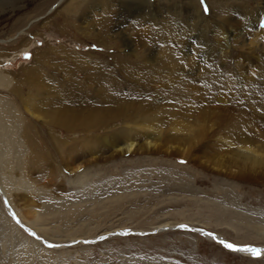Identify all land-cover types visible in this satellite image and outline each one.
<instances>
[{"label":"rangeland","instance_id":"1","mask_svg":"<svg viewBox=\"0 0 264 264\" xmlns=\"http://www.w3.org/2000/svg\"><path fill=\"white\" fill-rule=\"evenodd\" d=\"M109 1L113 13L93 6L92 0L0 5L6 10L0 12V264H264V256L234 251L208 235H221L237 246H264V163L253 164L236 150L253 147L264 155V110L250 113L249 106L244 118L239 112L187 110L199 102L176 96L173 89L179 84L155 74L150 60L140 62L144 83L125 77L120 70L124 61L137 64L131 50L99 41L114 27L111 21L108 27L100 23L103 17L119 14L116 20H126L114 13L120 0ZM206 2L201 5L209 15ZM167 4L169 19L173 0ZM72 5L79 10L68 11ZM186 15L181 6L178 21L185 24ZM127 21V33L133 34L142 23L140 16ZM259 28L264 30V23ZM257 32L248 38L254 40L252 46L257 40L264 45V33ZM75 59L98 64L106 76L116 71L113 83L123 88L119 99L103 101L89 82L75 88L68 79L70 68L75 84L85 80ZM34 67L40 68L41 78L29 75ZM181 75L184 83L204 90V81H196L194 74ZM251 84L264 96L263 74H256ZM236 99L245 103L244 95ZM70 108L78 115L57 122L60 112ZM95 109L101 117L91 114ZM116 113L113 121L93 125ZM153 119L159 141L138 149L143 133L132 125ZM91 121L90 128L83 126ZM126 133L136 137L135 149L120 152L113 145H123L117 138ZM17 215L37 234L25 229ZM165 222L175 227L154 228ZM102 233L109 236L101 238Z\"/></svg>","mask_w":264,"mask_h":264},{"label":"bare ground","instance_id":"2","mask_svg":"<svg viewBox=\"0 0 264 264\" xmlns=\"http://www.w3.org/2000/svg\"><path fill=\"white\" fill-rule=\"evenodd\" d=\"M10 1L11 0H6V1L0 0V5L4 2L10 3ZM201 1L203 0H184L180 3V1L178 2L176 0H173L174 15L172 17L169 16L170 18L166 19L165 14L167 12L166 9L168 7L167 4L168 0H154V2L151 0H120L121 2L120 6L121 5L122 6L119 8L118 11H115L114 13L116 15L117 14L116 12H121L120 13L121 17H124L126 20L123 23H120L119 19L116 20L117 19L116 17H118L119 14L118 16L113 18L103 17L104 21L100 23H103V25L108 27L110 25L109 22L111 21L110 23L114 27L109 28V35L106 32L107 33L106 35H108L107 37L110 38L107 39V37L104 35V38L103 39L99 38V41L100 43L102 42V44L106 43L105 45H103L106 47H110L107 46V44H114L116 48H120V45L123 44L126 46V48L131 50L129 55L136 59V61L135 59L133 60L137 64L130 65L128 63V60L127 61L123 60L125 67L122 66V68H120L122 74L125 77L129 78L131 81L135 80L136 82L144 83L142 74L138 72L140 69L143 71L142 69L143 65H140V62H142L143 59H145V62L146 60L154 61L155 74L173 80L176 83V85L179 84V86H175V87L173 86L174 87L173 93H176V96L182 93L185 95L186 98L187 97L189 99L195 98L200 104L194 107V105L190 103L189 106L187 107L185 106L186 108L183 107V109H179V111L181 110L185 111L184 108L185 109L188 108L187 110L196 109L197 112L202 114L209 111L213 112L215 110L224 111L227 113L239 112L240 113L239 116H242L243 118H244L243 116L244 114H249L247 110L249 106L251 107L250 113L262 112L261 109L264 110V96H262L263 92L259 91L258 87L256 88L251 83H253L256 74L258 76L263 74L264 76V59H263L264 51L262 52L257 51V49L263 50L264 45H262V43L257 40L256 42L257 45L252 46L254 40L252 39L250 40V42H248V38L249 37L252 38L255 35V33H258L257 31L264 33V30L262 28H259L260 30L257 29V26L259 24L264 23V0H206L207 2H209L210 5V13H208L209 15L204 14ZM92 2L94 3L93 6L103 5L104 6L103 9L107 13H110L113 10L111 8V4L109 0H92ZM73 5L71 7L72 10H68V11L75 12L79 10L77 5H76L77 7H73ZM181 6L185 9L187 13L185 24L178 21L180 16ZM4 10L5 9L2 8V6H0V12ZM144 12L146 13L143 15ZM67 14L68 13H66V17L70 18L71 16L69 17V15ZM137 16L138 17L140 16L142 20V23H140V27L136 30L134 34L131 33L132 31L130 33L128 31L127 33L126 26L130 25V21L127 20L130 18L136 19ZM146 22H150L152 23V25L153 23H155V26L153 25V27L156 28L152 29L151 28L152 25L151 26L147 25L150 23L145 24ZM116 39H118L119 41L118 40L115 41ZM134 41H136V43L138 44L139 49H143L142 53L140 50H138V48H134ZM237 45H239L241 50H239L240 48L239 49L237 48ZM236 48L238 49V51H236ZM74 58H76V56H74ZM216 58L219 59L218 62H220L221 65L223 66L222 68H224L223 73L219 71L220 70L218 69L219 66L218 67L216 66L215 63ZM127 59H129L128 56ZM74 63H76L75 65V67H77L76 71L82 72L84 74V79H85V80L83 79L79 80L78 83L75 84V78H74L75 75L71 73L72 71L75 70H71L70 68L68 72L69 73L68 79L69 81L71 80L75 88L83 89L86 83L88 82L92 83L96 88L94 90L95 92L94 95H98L99 98H102L103 101H107V97L108 98L111 97V99L109 100L116 102L119 99L118 94L120 93L123 94V88L121 84L113 83L114 79L117 77L116 71L113 70L109 72L110 75L106 76L107 74L105 70L99 68L98 64L96 63H92L89 61L83 62L82 60L79 59L77 60L75 59ZM31 72L36 76L39 75L41 78L42 74L40 68L34 67L32 68V70L29 69L28 71L29 75ZM184 73L194 74L195 80L200 78L202 81H204V83L202 84L204 90L199 91L197 88L184 83L181 80V76H182L181 74ZM103 82H106V84ZM114 82H116V80ZM190 83H194V82L191 81ZM157 86L158 85H156V87ZM250 87L251 89L249 90ZM112 90H116V93ZM70 94H73L71 97L74 96V93L71 92ZM238 95H244V99L241 100V102H245V103H242L240 105L235 102L237 101L236 97ZM229 100L232 101L231 105L222 106L225 101H229ZM213 101L219 103L220 105L219 106H217L218 104L216 106L210 105V103L215 104V102ZM256 103H261V107L258 106ZM57 104L59 105V103ZM65 106L66 105H63V107L61 108H66ZM259 109L260 111H258ZM76 111L77 110H75V112H72V108H70L68 111L62 110L60 112V115L56 118V121L64 124L72 115L74 114L78 115L79 111L78 112ZM101 113H102L101 110L100 111L98 110L97 112L96 109L93 112H91V114L94 117H99V116L101 117ZM115 115H117V113L109 114L104 119H101V121L98 123L93 124V122L91 121V124L89 126L88 125H83V126L87 129L93 125L103 126L104 124H107L109 121H113ZM97 119L98 118H93V120H97ZM152 121L153 122L144 120L141 121L139 125H135V126L132 125L133 128L137 130H142L143 133V142L142 143L139 142V145L137 147L138 149L139 147L141 148L143 145L145 146L144 148L150 149L151 147L156 145L155 144L156 142L159 141V140L157 141V137L160 136L159 135L160 133H158L160 130H158L157 128L155 119H153ZM242 122L244 123V121ZM69 129L72 130L73 128L69 127ZM157 130H158L157 132L158 134H156ZM175 130H177V128ZM129 134L130 135L126 133V137L124 138L121 136L118 137L119 135H116V137H118L117 142H121L123 143V145L119 144L117 146L115 145L113 146L115 148L118 147V150L120 152L121 151L129 152L135 149L134 148L135 142H133L132 139H136V137L131 136L132 135L131 133ZM262 144L264 145V143ZM258 145L260 146L261 143ZM253 146L255 147V145ZM256 147H258L257 144ZM239 148L236 149L237 154L240 155L243 159L247 161H251L253 164L264 163V155L260 154L261 152L260 153L257 152V150L259 151V149L256 148L257 150L256 149L254 150L253 147H251L252 149L240 148L241 150H238ZM262 148L264 147L262 146ZM250 165L251 167H253L251 163L249 164V166ZM2 192L5 195L3 188H2ZM30 211L31 210L26 209L25 213L28 215ZM17 217L20 220V222L24 224L23 226H25V229H27L29 232H34L35 234H37L36 228H34L35 229L34 230L32 227H30L31 225L28 224L27 222H24L20 216L17 215ZM172 227H175V225L165 222L163 224H159L155 226L154 228L162 230L165 228L170 229ZM115 231L116 230H113L112 232ZM103 235L109 236V233H102L101 238L103 237ZM208 235L215 237V239L220 242L222 241L225 242L223 243L224 245L230 243L221 235L212 234V233ZM237 247L241 249L245 247H250L258 250L259 252V255H256L250 251L241 250V252L245 253L246 255L252 257L264 256V246L263 247L237 246Z\"/></svg>","mask_w":264,"mask_h":264},{"label":"snow or ice","instance_id":"3","mask_svg":"<svg viewBox=\"0 0 264 264\" xmlns=\"http://www.w3.org/2000/svg\"><path fill=\"white\" fill-rule=\"evenodd\" d=\"M221 243H225V242L222 241ZM225 246L230 248V249H232V250H234V251H241V250L242 251H250V252H252V253H254L256 255H259L258 250L254 249V248L245 247V248L241 249V248H239V247H237V246H235L233 244H230V243L226 244Z\"/></svg>","mask_w":264,"mask_h":264}]
</instances>
